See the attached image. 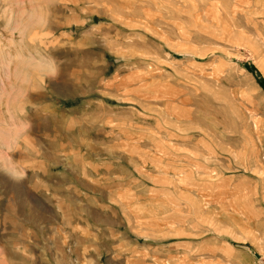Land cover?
<instances>
[{"label": "rangeland", "instance_id": "374dc122", "mask_svg": "<svg viewBox=\"0 0 264 264\" xmlns=\"http://www.w3.org/2000/svg\"><path fill=\"white\" fill-rule=\"evenodd\" d=\"M0 264H264V0H0Z\"/></svg>", "mask_w": 264, "mask_h": 264}, {"label": "trees", "instance_id": "16d2710c", "mask_svg": "<svg viewBox=\"0 0 264 264\" xmlns=\"http://www.w3.org/2000/svg\"><path fill=\"white\" fill-rule=\"evenodd\" d=\"M250 69H251V71H254L253 68H250Z\"/></svg>", "mask_w": 264, "mask_h": 264}]
</instances>
